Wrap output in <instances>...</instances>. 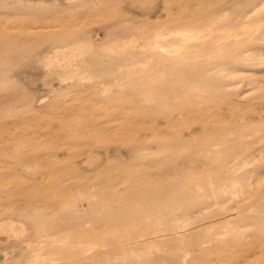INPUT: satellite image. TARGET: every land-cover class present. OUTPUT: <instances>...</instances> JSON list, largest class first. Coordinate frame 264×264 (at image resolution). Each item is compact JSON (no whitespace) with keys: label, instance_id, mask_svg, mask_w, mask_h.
Here are the masks:
<instances>
[{"label":"rangeland","instance_id":"374dc122","mask_svg":"<svg viewBox=\"0 0 264 264\" xmlns=\"http://www.w3.org/2000/svg\"><path fill=\"white\" fill-rule=\"evenodd\" d=\"M205 2L0 0V30L55 31L0 54V93L20 94L0 104V136L41 133L38 157L58 153L61 168L22 162L13 148H0V264H237L244 246L248 264H264V5L252 17L253 34L222 33L215 50L207 45L219 34L193 22ZM235 3L228 12L245 1ZM70 105L91 109L92 123L118 139L100 138L89 148L84 139L49 138L51 130L62 134L55 118ZM10 119L17 126H6ZM174 135L180 145L170 141ZM213 152L222 156L211 162ZM95 159L108 167L100 178L117 187L169 183L117 223L116 204H99L108 189L99 192L97 180L79 185L66 176L59 182L72 190L64 198L52 181L63 171L92 174ZM223 165L239 183L219 193L212 179ZM41 177L47 181H30ZM20 185L41 196H8ZM163 195L172 200L146 208ZM108 248L114 251L107 257Z\"/></svg>","mask_w":264,"mask_h":264},{"label":"bare ground","instance_id":"6f19581e","mask_svg":"<svg viewBox=\"0 0 264 264\" xmlns=\"http://www.w3.org/2000/svg\"><path fill=\"white\" fill-rule=\"evenodd\" d=\"M205 1L206 2L204 4V6L202 8V12H201L202 16L199 18H195L196 20H194L193 22H195L194 26H197L199 23H202L207 34L213 33V32L216 34H219L217 36L214 35V38H212V42L208 43V45H207L209 49H215V50L221 47L220 43L216 39H219L223 36H227V38L228 37L238 38L239 36L244 35L246 32H249V34H251L253 32V30L251 29L252 17L256 14L258 9L262 5H264V0H250V1L244 0L245 4H244L243 8H241L239 11H234L233 13H231V12H228V10H230L231 7H233L236 4L235 2L238 3L240 0H205ZM229 13H231V14H229ZM175 17L183 18V19L185 18L186 20L188 18L184 14H181V15L176 14L173 18H175ZM51 32L54 33L55 31H53L51 28H48L47 31H29V29H20V30H4V29H1L0 30V54L5 53V52L18 50L19 48L23 47L27 42H29V41L35 42L36 40H38L40 38H44L45 36L49 35ZM263 32H264V30L261 31V35L264 36ZM222 33H225V35L222 36ZM226 43L228 44L229 42L226 41ZM231 43H233L232 40H231ZM224 44H225V42H224ZM235 61H237V60H235ZM226 63H227L226 61H224L223 63L220 62V65H223ZM69 97L72 98L71 96H69ZM69 97L67 99H69ZM18 98H20V94L14 93L13 91L5 93L3 95L1 94L0 95V104L1 103L11 104L14 101H16ZM68 108H69L68 111L65 112L66 115L61 114V115H59V117H56V118L54 117L55 121L58 122L59 128L61 127V129H63L62 134L61 133H59V134L55 133L53 130H51L48 133L49 138H51V139L69 138V139H73L74 141H79L80 139L81 140L84 139L86 146L89 148H92V146H94L93 145L94 140H99L100 138L108 139L110 141H114V140L118 139V138H115L113 136H110L108 134V132H106L108 130L105 129L103 126L98 125L96 123H92V121L94 119H92V117L90 116V114L93 113L91 111V109H85L84 107H79V106H74V105H70V106H68ZM180 113H181L180 115H183L182 110ZM77 115H81L82 117H78ZM4 116L5 115L0 111V117H4ZM3 120L5 122L8 121L6 119H3ZM11 121L13 123H11L10 125H6V126H10V127L17 126L16 120H11ZM202 126H203V130L206 129L205 125L202 124ZM163 128H165V130L170 131L172 133H177L174 129H172L171 126L163 127ZM0 130H2V129H0ZM8 133L11 134L12 131H10ZM25 134H26V137H20L18 133L17 134H15V133L11 134L7 138H5V137L1 138V136H0V148L1 149H8L9 147L13 148L15 155L18 158H20V160L22 162H34L36 164L40 163L39 166H41L42 163H46L49 165H46L44 167L41 166V167L44 169L55 167V168L61 170V168L58 167V164H56V163H58L57 160L60 159V155L58 153H56L54 157L48 156L45 159L38 157L39 155H38L37 149L39 148V146H38L39 143L36 139L39 138V136H41V133L32 135V133H30V132H25ZM176 137H179V136L174 135V137L170 138V141L174 142L175 145H178L179 143L177 142ZM122 138H125V137L124 136L119 137V139H122ZM142 146L143 145L141 142L138 143L135 146V151H133L131 154H129L130 157L135 158L137 156V151H139ZM106 153L111 155L110 150H108ZM221 156H222L221 154H217V153L213 152L212 154L209 155V158H210V161L212 162L216 157L221 158ZM97 160L98 159L91 160L92 162L96 163V166H97V167L93 168L92 174L83 176L81 174L82 171L79 173L77 172V170L71 171V173H69L67 171H63L59 175H56V176L54 175L53 176L54 178L52 177V181H55L54 185L56 187H58L57 188L58 189V197L64 198L67 196L68 192L70 190H72L71 184L66 185V183L62 184V182H59V181H64L66 176L68 177V179L71 181L72 184H79V185L88 184V183L84 182V180H87V179L92 180V181H94L93 179L97 180L99 183L97 189L98 188L103 189V187H107V188H104L105 190L108 189V194L106 195L105 198H102L99 201L100 202L99 204L103 205V204H108L109 202H113L116 204V206L114 207V210L116 211L115 216L119 217V219L115 218V220H117L116 221L117 223H118V220L123 221L122 220L123 218H125V219H126V217L131 218L137 212H139V210H142L144 208V207L138 205L140 203L141 198H144L147 195L156 193L154 191H156L160 188L163 189V188L167 187L165 185H167V183H169V181L166 182V181H162V180L153 182V184L152 183L144 184L142 182L136 183L134 181V182H130L127 185H124L122 187H117L115 185V183L111 182L112 181L111 179L108 178L109 181H104L100 178L101 175L107 174V171H105V170H108V167L104 168L103 166L98 165L99 162ZM52 163L54 165H51ZM223 166L224 167H223V174L222 175H221V173H217V174L213 175V179H212V177H210V179L214 180V181H212V183H216L217 186L219 187V191H218L219 193H222L226 189V187H232V186H235L237 183H239V181H234L236 179H232V178H230V176L228 177V171L230 170V167H227L225 165H223ZM63 170H64V168H63ZM67 177H66V179H67ZM227 180H229V181H227ZM27 181H29V180H27ZM30 181H47V180H45L44 177L43 178L41 177L40 180L34 178ZM67 183H68V181H67ZM74 187H75V185H74ZM91 188H93V187H91ZM94 188H95L94 192H97L98 190H100V189L97 190L96 187H94ZM30 189H31V185L16 186L15 189L8 191V196H11V195L15 196L16 195V196L20 197L22 201H24V200H27V201L30 200L31 201L32 198H35L37 196H41L40 192H37V190H35L36 188H33L31 190ZM89 189H90V187H89ZM91 190H93V189H91ZM74 191H75V188H74ZM199 191H201V190H199ZM99 192H101V190ZM214 192H215V190H213V194H214ZM189 194H190V190L188 187L185 186L182 189L180 196H182L184 198V197H187ZM217 196H218V193H217ZM154 198H155V200H153ZM153 199L150 202V204H148L146 206L147 209H150V210L151 209H158L159 207H161V205L170 202L172 200V196L171 195L170 196H164L163 195L160 197L155 196V197H153ZM27 203H29V202H27ZM27 203H25V205ZM144 210L146 211V209H144ZM107 218H108V216H107ZM101 220L103 221L102 217L95 219V223H97V225L99 226L98 223H100ZM113 223H115V222H113ZM74 224H76L77 229L79 227L82 228V223H78V221H77V222H74L72 225H74ZM125 227H126V225H125ZM88 229H90V228H88ZM97 229H99V228H97ZM99 230H101V229H99ZM102 233L100 231L94 232V230H93V236H97V235L102 236ZM107 233H110V231ZM138 237L140 238V235H138ZM237 239L242 240L241 237L237 238ZM237 239H235V240H237ZM109 240H111V239H108V241ZM154 240H156V239H151L148 241L143 240L141 242L142 243L154 242ZM111 241H114V240H111ZM136 241H138L137 243L140 242L139 240H136ZM128 245L132 246L131 244H128ZM120 247H121L120 250H119V248H117L116 252H121V249L123 250L124 246H120ZM244 248L245 249H243L241 251V254L239 256V260H238L237 264H248L249 263V261H247L248 250L245 246H244ZM259 249H261V246ZM155 250H156V248H155ZM113 251H114V248H108L102 254H105L108 257L109 255H111L113 253ZM206 255L207 254H205L204 257H206Z\"/></svg>","mask_w":264,"mask_h":264}]
</instances>
